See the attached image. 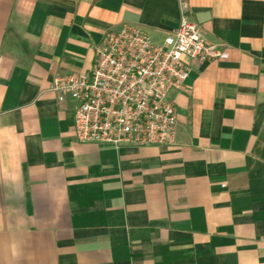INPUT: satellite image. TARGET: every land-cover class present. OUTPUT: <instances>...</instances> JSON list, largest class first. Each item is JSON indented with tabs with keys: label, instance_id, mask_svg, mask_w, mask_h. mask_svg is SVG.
<instances>
[{
	"label": "crops",
	"instance_id": "0c3cea01",
	"mask_svg": "<svg viewBox=\"0 0 264 264\" xmlns=\"http://www.w3.org/2000/svg\"><path fill=\"white\" fill-rule=\"evenodd\" d=\"M179 14L224 58L185 64L172 145L74 143L50 80ZM0 264H264V0H0Z\"/></svg>",
	"mask_w": 264,
	"mask_h": 264
},
{
	"label": "built area",
	"instance_id": "2783aa9c",
	"mask_svg": "<svg viewBox=\"0 0 264 264\" xmlns=\"http://www.w3.org/2000/svg\"><path fill=\"white\" fill-rule=\"evenodd\" d=\"M224 58L204 44L181 14L174 29L151 44L135 26L107 32L91 49L86 75L52 79L47 91L71 104L70 134L76 144L119 148H167L174 122L166 96L185 79L186 63Z\"/></svg>",
	"mask_w": 264,
	"mask_h": 264
}]
</instances>
